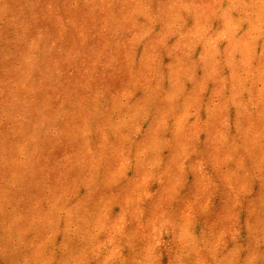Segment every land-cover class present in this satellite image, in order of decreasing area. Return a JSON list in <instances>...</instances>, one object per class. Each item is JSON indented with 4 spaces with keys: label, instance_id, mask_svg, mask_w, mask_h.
<instances>
[{
    "label": "rangeland",
    "instance_id": "374dc122",
    "mask_svg": "<svg viewBox=\"0 0 264 264\" xmlns=\"http://www.w3.org/2000/svg\"><path fill=\"white\" fill-rule=\"evenodd\" d=\"M0 264H264V0H0Z\"/></svg>",
    "mask_w": 264,
    "mask_h": 264
}]
</instances>
